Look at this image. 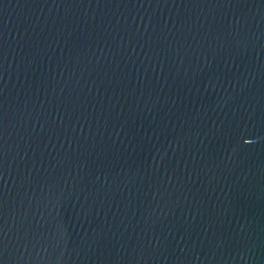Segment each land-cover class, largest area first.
<instances>
[{"label": "water", "instance_id": "1", "mask_svg": "<svg viewBox=\"0 0 264 264\" xmlns=\"http://www.w3.org/2000/svg\"><path fill=\"white\" fill-rule=\"evenodd\" d=\"M0 264H264V0H0Z\"/></svg>", "mask_w": 264, "mask_h": 264}]
</instances>
